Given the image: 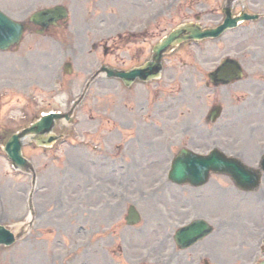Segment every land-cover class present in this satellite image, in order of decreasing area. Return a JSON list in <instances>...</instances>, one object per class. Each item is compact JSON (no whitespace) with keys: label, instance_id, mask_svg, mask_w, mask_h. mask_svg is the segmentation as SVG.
<instances>
[{"label":"rangeland","instance_id":"obj_1","mask_svg":"<svg viewBox=\"0 0 264 264\" xmlns=\"http://www.w3.org/2000/svg\"><path fill=\"white\" fill-rule=\"evenodd\" d=\"M224 1L147 0L146 3L149 13L156 8L159 9L158 7L162 8V14L165 16L161 20L163 21L162 26L166 28L165 32H167L178 21L186 19L187 16H184V13L192 15L206 14L202 20L203 25L212 26L217 24L221 19L220 11L224 6ZM69 2L73 4V16H78L81 13L80 2L77 0H70ZM117 2H123V0H117ZM0 5L13 17H19V12L28 7L23 4L15 5L14 0H0ZM38 6H41V4L36 7ZM248 8L257 13H264V0H252V5ZM138 10L139 5L137 4L136 11ZM177 10H182L183 15L174 16ZM238 11L239 5H236L235 12ZM110 17L112 16H102V18ZM191 18L193 19V16H190ZM126 19H129V16ZM24 42L19 50L0 53V136L5 141L12 132L30 124L42 112L56 109L66 111L69 108L70 101L80 95L88 77L97 70L100 62L106 63L110 60L101 53L92 55L85 52L83 54L77 49H73L74 53L70 54L56 52L48 55L42 52H32L26 49L25 46H47L51 43L50 41L46 43V40L33 37L30 34L26 36ZM67 42L64 41L62 46L65 47ZM206 44L209 45L208 52L205 56H201L208 63L204 62L200 67L198 66L199 71H194L195 81L188 84L189 77L185 84H180L174 88L165 86L163 100L168 99L171 93L169 90L172 88L174 92L177 91L176 93L183 90L184 94L187 92L195 93V90L200 89V94L203 95V82L200 83L199 80H203V75L215 66L213 62L223 56H234L237 51L236 36L232 40L228 38L226 41L217 44L204 42L203 45ZM87 46L88 43L85 41L78 46V49ZM66 47L70 49L68 46ZM65 52L69 51L66 50ZM66 61L72 62L73 73L65 74L63 84L59 86V82L55 81L56 68L59 65L61 68V64ZM181 73L182 70H180ZM116 85L118 89L116 95L112 91V81L105 80L104 83L93 86L77 109L76 116L78 118L74 122L75 125L71 126L76 133L79 130L80 135H82L81 139L85 140L87 138L89 140L91 149L99 148L98 156L105 157L107 160L110 158L109 161L114 159L119 152L115 144L122 142V139L115 140V134L119 133L117 131L114 133L117 120L126 122L128 111L125 105L135 107L133 100L125 99L121 84L117 83ZM236 94V87L229 86L222 88L220 91L218 90L215 95H207L218 96L224 107L230 108L229 106L234 101ZM149 95V89H146L145 98H142L139 106H145L148 100L150 106L153 105ZM210 98L207 97V101L212 102ZM184 108L186 109V106ZM231 110L236 112V106L232 107ZM196 114V110L190 108V117ZM233 114L225 117L227 118ZM190 117L186 116L185 122ZM199 117H201V114ZM111 119H115L116 124L113 125ZM164 119L167 120V118ZM237 130L230 133H235ZM76 133L72 138L79 142L80 139L75 137ZM119 137L122 138L120 135ZM123 138L127 139L128 136ZM147 138L149 139L148 142H150V139L154 140L149 135ZM78 151L75 148L67 147V145L57 147L52 152L44 151L45 153L41 149L33 150L30 147H25V155L33 160L40 174V182L35 194L37 224L13 248H0V254L5 257V263L3 264H11L12 257H16L15 260L13 259L16 264H78L82 257L92 263L96 259L95 254L97 255L98 248L101 249L102 254L108 256V258H103L100 263L107 259L113 264H138L134 260L141 256L139 254L148 256L152 262H154L156 256H162V254L154 251L157 249L155 246L168 232H173L178 225L177 216L173 214L176 203L174 198L172 201L171 197V194L175 192V188L170 190L169 197L161 192L156 194L150 192V188L160 181V178L153 177L159 176L161 172L163 175L164 165L162 167L153 164L154 161L160 158V155H163L162 151L133 150L131 152L130 159L133 160L138 157L142 160V171H145L148 178L133 179L136 181V183L133 182V189L131 181L132 203L141 209L143 223L138 224L136 229L132 227L134 230H131V232L124 233L128 239H131L128 249L124 253L120 251L121 237L117 226H115L116 231L108 237L107 234L109 233L102 231L100 240L96 243L90 240L93 238L92 233H95V231L90 232L88 223H85V225L89 230L88 234L91 235L90 239L87 238L88 234L82 233L77 228L78 224H83L80 214L90 212L91 204L95 205V200L91 199L92 188L95 184L88 178H75L76 174L81 173L82 163L88 165L87 162L81 161V155ZM54 155H59L60 160H54L58 159ZM87 156L88 153L83 152L84 159ZM88 168L95 170L101 177L105 176L104 172L96 167L88 165ZM162 179L164 180V178ZM135 186H137V189L134 193ZM30 187V176L15 172L6 157L0 153V215L3 217V220H0L1 223L14 229L15 224L26 221L29 216L27 197ZM141 188L144 192L141 191ZM207 199L208 195L206 196ZM201 201H204V199ZM129 203L127 201V204ZM231 204H235V202L232 201ZM211 210L215 211L213 208ZM252 211H254L253 205L249 209L239 211L234 215L228 213L222 215L225 216V222L231 223L227 224L231 226L227 238L218 242L221 238L218 237L217 241H205L200 246L206 247L215 258H220L221 261L227 264H234L232 261L233 255L251 253L250 249L244 250L243 247L246 241L251 243L253 239V234H251L252 221L249 214ZM209 213L210 211L206 212V214ZM118 223L119 221L116 220V224ZM159 224L164 226L159 228ZM157 228H159L158 231ZM93 245L95 254L91 250ZM236 247H239L240 250H236ZM168 250L167 248L166 252ZM227 259H231V261H227ZM13 264L15 263L13 262Z\"/></svg>","mask_w":264,"mask_h":264},{"label":"water","instance_id":"obj_2","mask_svg":"<svg viewBox=\"0 0 264 264\" xmlns=\"http://www.w3.org/2000/svg\"><path fill=\"white\" fill-rule=\"evenodd\" d=\"M18 39H15L13 42H16ZM176 42L175 36H170L167 38L164 43L160 46V50L165 48L166 46H170L171 44H174ZM10 44V42L2 44L3 47H7ZM39 131L44 130V125L40 124L38 126ZM21 143L18 141V136L14 137L13 140L9 143V146L7 147V151L9 153V156L14 160L15 164L17 166H26V161L22 158L21 152Z\"/></svg>","mask_w":264,"mask_h":264},{"label":"bare ground","instance_id":"obj_3","mask_svg":"<svg viewBox=\"0 0 264 264\" xmlns=\"http://www.w3.org/2000/svg\"><path fill=\"white\" fill-rule=\"evenodd\" d=\"M261 152H262V151H261L260 149H257V152H256V154H255V157H256L259 153H261ZM106 189H107V188H106ZM111 191H113V188L108 187V189L105 191L106 195H103V196H104L105 198H106L107 196H110ZM213 197H214V199H216L215 194L213 195Z\"/></svg>","mask_w":264,"mask_h":264}]
</instances>
